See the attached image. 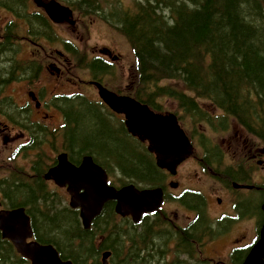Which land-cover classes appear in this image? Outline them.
I'll list each match as a JSON object with an SVG mask.
<instances>
[{
	"label": "trees",
	"instance_id": "16d2710c",
	"mask_svg": "<svg viewBox=\"0 0 264 264\" xmlns=\"http://www.w3.org/2000/svg\"><path fill=\"white\" fill-rule=\"evenodd\" d=\"M7 1L13 5L15 1L19 2ZM262 2L264 0H151L149 4L155 8L152 9L150 5L145 8L142 1L136 5V10L122 16L118 15V8L113 20L133 48L137 60L136 77L142 91L150 90L145 93V99L141 94L137 95L139 101L157 109L159 107L153 100L166 96L187 112L197 115L198 111L194 108L198 105L197 100H205L233 116L239 126L264 143ZM41 13L29 17L30 25L42 27L46 38L50 39V24ZM164 13L172 14V17H165ZM252 15L259 17L261 23L257 22V18L253 20ZM96 60L99 61L98 65L103 63ZM104 67V72L94 73L97 78L109 73V68ZM163 80H175L177 86H162L160 82ZM62 99L61 102L60 99L54 100L53 106H58L64 115L61 138L68 139L69 147L79 148L78 154H75L74 149L65 147L73 163L78 165L84 155H92L107 171L110 164H115L124 173L122 175L128 181L126 184L131 182L163 187L164 176L156 166L154 157L144 145L130 136L124 124L116 125L113 114L102 102L91 101L84 96H64ZM59 102L65 107L60 108ZM46 129L44 137L47 135ZM51 133L59 138L55 132ZM104 136L110 139L113 149L98 154L95 147L100 148L104 144L101 139ZM123 148L125 154L121 156L122 164L118 165L113 157ZM51 166L49 163L45 172ZM37 173L39 175L41 172ZM46 187L43 191L46 205L42 224L37 220L38 195L24 189H15L11 195L5 194L13 198L10 199L13 203L27 208L34 215L36 236L41 243L57 242L60 246H55L62 258L71 260L73 264H101L97 251L102 249L113 252L110 264L115 262V257H119L117 251L123 256L125 238L120 233L121 228L117 227L114 204L107 205L103 216L96 221L95 232H86L78 224V215L62 208L59 201L55 204L57 200ZM37 225L44 226L43 231ZM102 231V234L110 233L106 241L109 244L104 242L101 248L96 249L94 239ZM134 239L135 234L132 233L126 250L137 246ZM16 259L28 264L0 235V264H17Z\"/></svg>",
	"mask_w": 264,
	"mask_h": 264
},
{
	"label": "flooded vegetation",
	"instance_id": "af4514ba",
	"mask_svg": "<svg viewBox=\"0 0 264 264\" xmlns=\"http://www.w3.org/2000/svg\"><path fill=\"white\" fill-rule=\"evenodd\" d=\"M23 1L26 4L22 0H19V3L22 2L27 9L26 13H23L25 9L19 15L6 7L0 9L5 10L7 15L16 18L0 25V58L2 59L0 61V76L5 81L4 83H9L10 80L23 79V76L27 75L26 71L31 70L33 79H37V84L34 88L26 87L22 95L25 97L23 100L14 95L5 96L15 113L3 116L0 112L3 118L0 120V137L2 136L3 142L9 143L15 136L13 131L16 128L13 126H20L22 135H25L28 141L16 152L14 150L20 142L13 144L7 153L0 151V174L5 167H8L10 170L14 169L18 172L27 173L29 171L30 175L37 176V172V175L34 174L33 161L28 164L27 160L24 159L26 161L24 162L22 159L21 165L17 164V161L20 160L19 157L13 161L18 152L23 157L25 149L29 150L33 147L34 139H38L39 136L44 137L46 118L42 113L47 114L45 110L52 109L51 106L46 105L44 86L40 82L45 68V59H47L42 43L46 40L45 31L40 26H31L29 22L31 15H41L42 13L40 10L29 11L27 2H31V0ZM32 1L35 2V0ZM73 3L82 12L94 4L87 0L84 2L74 1ZM80 11L76 12L80 13ZM92 12L102 17H108L106 13H100L96 9ZM9 30L16 36L20 32H23V35H34V32L37 31L36 34L44 35V39L41 43H33L26 37V41H22L21 45L14 48L10 46ZM25 44L32 46L36 51L31 52L30 56L28 53L24 54ZM100 52L103 54L97 58L102 59L107 65L113 63L112 68L120 62L121 55L114 49L104 47ZM48 58L51 62L48 69L52 74L60 77L63 65L67 66L69 59L60 50L52 53ZM1 94L3 92L0 90ZM194 108L199 115L197 121H203L208 126H212V121L219 118L216 108L211 105H196ZM207 109H214V112L209 113ZM18 114L23 115L21 123L16 117ZM29 116L35 123L30 127ZM224 117L231 118L230 116ZM234 128L232 124L222 123L218 131L229 133ZM207 129L209 130V128ZM243 130L234 131V134L228 138L227 148L232 151L233 159H241L245 164H240L234 169L226 163H222L225 153L210 151L208 148L200 149L193 143L194 141H191L196 149L195 154L183 163L181 168L192 161L196 169L184 176H181V168L177 170L175 176L165 172L162 188L165 199H167L160 209L156 212L143 214L136 223H133L131 218H125L129 219L126 220L129 225L131 222L133 224L132 228L136 238L134 240L137 241L135 247L138 253L135 261L137 264H244L246 262L254 244L260 238L264 225V177L261 182L252 181L253 170H249L246 164L250 161H257L264 167V148L260 147V142L254 136L246 134ZM2 132H6V135ZM243 133L246 135L239 137ZM35 135L38 136L34 137ZM222 166H225L223 170L227 178L226 183L218 180L214 175L216 170L222 171ZM234 172H238V174L235 179H232L230 175ZM19 175L20 173L13 171L4 178L0 177V201L3 203L4 196L8 206L20 207L10 200L13 199L12 197H6L5 194L11 193L15 189H24L29 193H35L38 195L36 201V208L40 211H38V217L42 218L45 206L43 195L45 186L39 182L20 178ZM44 175L41 176L42 183L53 184V182H47ZM184 181H189L190 184H184ZM4 188L5 190L2 191ZM2 209L1 205L0 210ZM78 224H80L79 221ZM165 234L167 235L166 239L163 237Z\"/></svg>",
	"mask_w": 264,
	"mask_h": 264
},
{
	"label": "rangeland",
	"instance_id": "374dc122",
	"mask_svg": "<svg viewBox=\"0 0 264 264\" xmlns=\"http://www.w3.org/2000/svg\"><path fill=\"white\" fill-rule=\"evenodd\" d=\"M15 1V0H14ZM65 1V0H64ZM75 2L81 1L84 2V0H72ZM91 3H95L96 1L100 0H87ZM135 0H103L101 1L100 5V13H106L108 17L110 16L112 11H118V8H130L133 7V3ZM149 1L151 0H143L145 8L146 6L150 5V7L153 9L155 8L152 4H149ZM23 3L26 4L22 0ZM22 2H16L14 5H12V2L7 0H0V4H6L10 7H6V9L14 11L17 15L25 9ZM28 3V10L29 11H36L39 10L34 2L31 0V2ZM262 4V9L264 8V2ZM14 8V9H13ZM135 7H133L134 9ZM162 9V7H161ZM80 11L77 7L75 8V12ZM132 11V10H131ZM27 9L23 13H26ZM165 17L170 15L172 17V14L164 13ZM33 17V15H31ZM253 20H255L257 17L254 15L251 16ZM16 19L11 17L10 15H7L5 10H0V25H3L5 22ZM20 20V18H18ZM114 19V18H112ZM75 22L74 26L70 25H61V26H54V30L57 31L58 38L63 42L64 39L69 40L76 48L78 53L74 55H68L69 60L68 61V70L65 73L66 66L63 65L62 74L60 77H57L55 74H52V72L48 69L50 66V59L48 58L49 55H52V53L57 52L58 50L62 51L64 55H66V50L62 49L63 44L58 42L57 40L46 38L45 41H42L44 39V35H37L36 32L38 31L36 28H34L35 31L34 35H23V32H20L18 36L14 35L9 30V36H10V46H13L14 48L18 47V45L22 41H26V37L29 38L30 42L38 43L42 41L44 44L45 52L47 54V59H45V68L43 72V76L40 79V82L43 83L44 86V98L46 101V105H52L56 99H60L59 101H63L62 97H67L69 95H74L78 93H82L86 95L91 100H99V97H97L96 91L87 86H81L85 85L80 83V80H87L89 77V72L87 69V64L90 60H92L94 57L100 56V50L104 47H107L109 49H114L117 53L121 55L120 62L113 66V68L110 70L108 74H104L106 77V82L110 88H112L113 91H119L126 95H128V92H131L134 88V74H135V54L133 52V48L128 41V39L123 35L120 34L119 31H117L115 28V22L109 24L105 18H103L100 15L91 13L88 9H85L83 12L80 11L76 12L75 15H73V19ZM257 22L261 23V19L258 17ZM16 25V24H15ZM24 39V40H23ZM21 45V44H20ZM36 51V49H33L32 46L25 44L23 47V53H28V56H30L31 52ZM81 55V58L79 56ZM66 57V56H65ZM2 59L0 58V61ZM29 69V68H27ZM25 71V69H23ZM27 75L23 76V79H15L10 80L8 83H4L5 81L1 79L0 76V90L3 92V94L0 95V112L2 115H7L8 113H15L13 109L9 106L10 103L6 101L5 96L7 95H14L15 97H20L22 100L25 98L23 97V91L26 90V87L29 89L31 87H35L37 84V79H33L32 73L33 71L27 70ZM3 76V75H2ZM133 79V80H132ZM90 80V79H88ZM162 86L170 85L173 87L177 86V81L175 80H163L160 82ZM150 90H145V92H149ZM192 95V94H189ZM68 100V99H67ZM59 102V103H60ZM154 104L160 108L163 109L161 111L165 113H175L180 120V123L182 126L187 130L188 134L191 136L194 143L200 148L205 149L208 148L210 151H216L219 153H225L223 156L222 163H226V165L237 168L240 164H245L242 162L241 159H233L234 155L232 151L227 148V142L228 138L231 137V135L234 134V131H240V127L237 124V122L228 117H224L221 112L216 111V113L219 115L218 119H214L212 121V126H208L203 121H197L194 118H192L189 114L183 112L181 109L178 108V105L175 101H173L169 97H161L156 98L153 100ZM200 103L210 105L207 102L201 101ZM61 104V103H60ZM60 108H64L65 105L59 106ZM45 113H42V115H45V125L49 129H58L62 125V111L58 108V106L50 109L45 110ZM207 112L212 113L213 110L207 109ZM18 121L21 123L23 115L18 114L16 115ZM123 117H112L113 121L118 124V122L121 121ZM16 119V118H15ZM0 120H3V118L0 115ZM29 127L31 124H35L30 116H29ZM222 123L232 124L235 128L232 129L229 133H221L218 131L220 128V125ZM16 129L13 131V137L12 140L9 141V143H5L2 140V136L0 137V151L2 153H7V150L15 143L20 142L18 147L14 150L16 152L23 144H26L28 139L25 135H22L21 127L13 126ZM98 127H96L97 129ZM100 129L104 130L105 127L99 126ZM209 128V130L207 129ZM46 129V128H45ZM49 129H46L47 135L45 137L39 136L38 139H34L33 148L27 150L23 157L20 156V152H18L14 158L13 161H16L18 157L20 158L19 161H17L18 165H21L22 159L24 162L27 160L28 164H31L32 161H36L38 157H41L43 159V162L41 164H37L34 166V174L37 175V171H40L41 173L37 176L30 175V172H18L14 169H9L8 167H5L2 171V174H0L1 178L6 177V175L10 172L20 173L18 177L31 180L33 182H39L40 184L46 187L49 192L55 193L57 192L56 198L59 202H63L65 206L68 207L69 205V196L67 194V191L65 189L58 188L54 186V184L49 183L48 185L44 182L42 183L41 176L44 174L46 170V166L51 163L49 162L52 158H56L57 155H60L63 151H66L67 148L74 149L75 154H78L79 148L68 146V139L65 137V139L61 138V136L55 137ZM90 133V132H89ZM2 134L6 135V132H2ZM59 135V134H58ZM246 135L245 133L239 135V137H242ZM101 139L104 140V144L100 146V148L95 147V150L98 154H101L103 152H109L113 149V145L110 141V139L107 136L102 137ZM256 139V138H255ZM260 147L264 148V143L260 141ZM23 141V143H21ZM70 145V144H69ZM238 146V145H237ZM66 147V149H65ZM199 150V149H197ZM82 154V152H81ZM125 154L124 148L120 150L119 153L116 154V156L113 157V160L119 165L121 163V156ZM25 159V160H24ZM82 159V158H81ZM264 159V157H263ZM255 164V165H252ZM108 169V173L110 176V180L115 182V185L122 186L126 184L125 177H123L122 173L116 168L115 165L110 164ZM246 167L249 170H253L252 172V181L254 182H261L264 177V167L262 164H258L257 161L249 162L246 164ZM225 166L221 167V172H218V170H214L215 176L218 180H221L223 182H227L226 175H224V169ZM16 169V166H15ZM196 168L193 165V162L187 163L184 167L180 169L181 176L189 175L190 171H194ZM238 172L232 173L230 176L232 179H235ZM209 175L213 176V174L209 173ZM16 176V175H14ZM186 177V176H185ZM184 184H190L189 181H184ZM55 188V189H52ZM5 188L2 190L4 191ZM51 193V194H52ZM9 195L10 192H9ZM38 220V219H37ZM42 224V222H41ZM40 230L43 231L44 226L37 225ZM43 227V228H42ZM57 237V235H56ZM164 239L167 238V235H163ZM105 239V236L102 237ZM59 241V239H57ZM51 241V240H50ZM53 245H59L57 242L51 241ZM80 243V241H78ZM107 242L106 244H108ZM46 244V243H44ZM60 246V245H59ZM99 249V247L97 248ZM98 254H102V251H97ZM119 254V257H115V262L111 264H137L136 261V255L137 249L135 247H130L127 250L126 256L124 257L126 262H123L122 256ZM69 254V253H67ZM248 259V258H247ZM17 261V259H16ZM247 262V260H246ZM245 262V263H246ZM244 263V264H245ZM17 264H24L23 262L17 261ZM30 264V263H28Z\"/></svg>",
	"mask_w": 264,
	"mask_h": 264
},
{
	"label": "water",
	"instance_id": "95a60500",
	"mask_svg": "<svg viewBox=\"0 0 264 264\" xmlns=\"http://www.w3.org/2000/svg\"><path fill=\"white\" fill-rule=\"evenodd\" d=\"M36 3L42 4L56 22L67 19L68 14H71L54 1L43 4L42 0H36ZM100 96L114 110L125 113L126 124L131 132L138 134L143 142L149 140V149L155 151L156 164L161 169H167L174 174L177 167L192 156L193 145L180 128L175 115L156 114L148 106L138 104L130 98L118 97L102 87H100ZM57 159L58 166L51 169L46 178L54 179L61 186L68 185L67 190L71 194L83 188L91 194L93 200L84 216L92 213V220L101 212L104 203L110 199H118V211H122L125 215L131 214L135 221L139 220L144 210H154L161 203L160 190L139 194L131 185L118 193L114 192L107 186L106 173L96 166L90 157H85L79 167L69 161L67 153H61ZM2 213L3 210H0V214ZM24 229L26 232L19 235L6 222L1 232L5 239L10 238L17 250L30 260L31 264H71V262H62L51 245L27 243V238L31 236L30 222L25 223ZM108 256V252L103 253L104 261ZM245 264H264V225L260 238Z\"/></svg>",
	"mask_w": 264,
	"mask_h": 264
},
{
	"label": "bare ground",
	"instance_id": "6f19581e",
	"mask_svg": "<svg viewBox=\"0 0 264 264\" xmlns=\"http://www.w3.org/2000/svg\"><path fill=\"white\" fill-rule=\"evenodd\" d=\"M52 1H54V2H56V3H58L59 5H60V7L61 8H63V9H66V10H68V11H70L71 12V14L69 15L68 14V18L67 19H65V20H63V21H61V22H56V21H54L51 17H50V15L48 14V12L46 11V8L41 4V5H38V4H36L35 6L41 11V12H43L44 13V15H45V17L47 18V20H48V22H49V24H50V27H51V30H52V34H51V38L50 39H53V40H57L58 42H60V43H62L63 44V50L65 49L66 50V58H68V55H74L75 56V54H77L78 53V51H77V48L69 41V40H66V39H64V41L62 42L59 38H58V36L56 35L57 34V31H55L54 29V26H61V25H70V26H74L75 25V22L72 20L73 19V15H75L76 14V12H75V8H76V6H75V4L73 3L74 1H72V0H48V1H42L43 2V4H49L50 2H52ZM101 1H103V0H100V1H96L93 5H92V7H87V9L91 12V13H93L92 12V10H94V9H96V10H98V11H100V5H101ZM109 1V0H108ZM143 0H135L134 1V3H133V7H135L134 9H133V7L132 8H130L132 11H134V10H136V5L139 3V2H142ZM81 5H83V4H81ZM84 6V5H83ZM80 8V7H79ZM125 10H127V11H125ZM131 10H129L128 8H125V7H122V8H120L119 9V13H118V11H112L111 12V14H110V16L109 17H103V18H105V20L107 21H109V22H111V23H113L114 22V20L112 19L113 18V16H114V14H116L117 15V13H118V15L119 14H121V16L123 15V14H125V13H127V12H130ZM63 12H66V11H63ZM107 21V22H108ZM108 22V23H109ZM111 23H109V24H111ZM112 25V24H111ZM113 26V25H112ZM115 27H116V25H115ZM114 26H113V28H115ZM117 31H119V33L120 34H123L122 32H120V30L116 27L115 28ZM79 58H81V55L79 56ZM135 59H136V57H135ZM99 61H97L95 58H93L92 60H90L89 62H88V64H87V69H88V72H89V75H88V79H90V80H81V81H83L82 82V84H85V85H81V86H89V87H91V88H93L95 91H96V95H97V97H99V100H97L96 102H102L103 104H104V106L105 107H107V110H109V112H111L112 114H113V116L112 117H116V116H121V117H123L122 119H121V121L120 122H118V124H116V125H119V124H124L125 125V127H126V129H127V131H128V133L130 134V136L132 137V138H135V139H137L138 140V142H140L141 144H142V140L140 139V137H139V135L138 134H134L133 132H131L129 129H128V126H127V124H126V115H125V113H123V112H117L116 110H114L101 96H100V87H102V88H104V89H106V90H108L109 92H111L112 94H115L116 96H118V97H125V98H130V99H132V100H134L136 103H138V104H141V105H146V106H148V107H150L149 105H147V104H145V103H142L141 101H139V99L137 98V95H142L143 96V98L145 99V93L146 92H143L142 91V89H141V86H140V84L138 83V81H137V77H136V68H135V66H134V68H135V74H134V88L132 89V91L131 92H128V95H126V94H124V93H122V92H119V91H113L112 90V88H110L109 86H108V84H107V82H106V77L104 76V75H101L100 77H96L95 75H94V73L95 72H99V73H102V72H104V69H105V65H104V62L103 63H100L101 65H98L99 63H98ZM135 62H137V60H135ZM97 66H100V67H97ZM70 70V69H69ZM68 70V66H66V70H65V73L67 72V71H69ZM110 88V89H109ZM74 96H84V97H86L87 99H89V100H91L90 98H88L86 95H84V94H82V93H78V94H74L73 96H71V97H74ZM161 97H163V96H160V97H158V98H161ZM91 101H95V100H91ZM47 106H51L52 108H54V106H53V103H52V105H47ZM50 110V109H49ZM62 115V125H61V127L60 128H58V129H49L48 127H46V125H45V128H47V129H49L50 131H53V132H55L58 136H61V128H62V126H63V124H64V115H63V113L61 114ZM116 123V122H115ZM34 137H36V135L34 136ZM147 141V145L146 146H144V148H146V150H147V152L149 153V154H151L153 157H154V159L156 158V153H155V151H151L150 149H149V147H150V142H149V140H146ZM33 147H31V149H32ZM28 150V148H26L25 149V151H27ZM67 155H68V159H69V161L73 164V165H75V166H77V167H79L81 164H82V161H83V159L85 158V157H90L91 159H92V161H93V163L96 165V166H98V167H100L105 173L107 172V170L106 169H104L97 161H96V159L92 156V155H84L83 157H82V159H81V161H80V163L77 165V164H75V163H73L71 160H70V155H69V153H67ZM58 156L56 157V158H52L50 161H52L50 164H52V166L44 173L45 175H44V177H45V180L47 181V182H53V184H54V186H56V187H58V188H63V189H65L66 191H67V194H68V196H69V205H68V207L67 206H65L64 204H63V202H60V203H62L61 205H62V208H67L68 210H70V211H73L75 214H77L78 215V220H79V222H80V224H79V226H80V228L82 229V230H84V231H86V232H92V231H94L95 232V230H96V226H95V223H96V221L97 220H99L102 216H103V214H104V211H105V208L107 207V205H109V204H114V212H115V214H116V216L118 217L117 218V220H116V222H117V227H119V228H121L120 229V233L124 236V238H125V245H124V254H123V256H122V258L126 255V253H127V250H126V247H128L129 246V244H130V235L132 234V233H134V230H133V228H132V226H133V224H132V222L133 223H136V222H138V220L137 221H135L134 220V217L131 215V214H124L122 211H118V208H119V206H118V199H110V200H108V201H106L105 203H104V205H103V207H102V210H101V212L92 220V213H90L89 215H87V216H84L85 215V213L87 212V210L89 209V206H90V204L92 203V200H93V196L91 195V194H89V193H87L86 192V190L83 188L82 190H80V191H75L74 193H72L71 194V192H68V190H67V188H68V185H66V186H61V185H59V184H57L56 183V181L54 180V179H47L46 178V175L49 173V171L51 170V169H53V168H55V167H57L58 166ZM49 161V162H50ZM43 162V159L41 158V157H38L37 158V160L36 161H33V163H34V165H37V164H41ZM114 163V162H113ZM113 165H115V164H113ZM156 166L158 167V169H160V173L161 174H163V176L165 177V175H166V173L165 172H167L168 170L167 169H161L157 164H156ZM17 176V175H16ZM163 177V178H164ZM128 181H126V183H127ZM129 182H130V180H129ZM47 184V183H46ZM134 186V188H135V190L139 193V194H143L144 192H148V191H155V190H160V195H159V199H160V201H161V203H160V205L156 208V209H154V210H151V211H149V210H144L142 213H141V216L139 217V220H140V218L142 217V215L143 214H145V213H152V212H156L157 210H159L160 209V207H161V205L163 204V202L167 199H165V195H164V190H163V188L162 187H160V186H145V185H143V184H135V183H128V184H125V185H122V186H118V185H115V182H113V181H109L108 183H107V186L110 188V189H112L114 192H116V193H118V192H120L123 188H125V187H128V186ZM53 189V188H52ZM56 190V189H55ZM57 191V190H56ZM52 193V192H51ZM9 194V193H8ZM53 195H52V197H54L56 200H57V202H55V204H57L58 203V199L56 198V194H57V192H55V193H52ZM3 206V213L2 214H0V235H1V238L3 239V240H5V241H7V242H9L12 246H13V248H14V250L16 251V253L20 256V257H22L23 259H27L26 257H24L18 250H17V248H16V246L14 245V243L12 242V241H10L9 239L10 238H4L3 236H2V230H3V226H4V224L7 222L11 227H12V229L17 233V234H23V233H25L26 231H25V229H24V225H25V223H27V222H30V228H31V236L30 237H28L27 238V243H33V242H35V243H38V244H41V245H51V246H53V248L56 250V252L58 253V256H59V258H60V260L62 261V262H64V263H67V262H71V264H73V262L71 261V260H64L63 258H62V256H61V253H60V251L58 250V248L55 246V245H52V244H43V243H41L40 242V240H39V238H37V236H36V229H35V219H33L34 218V215H32L31 213H29L28 212V210H27V208H25V207H10V206H8V204L7 203H5V197L3 196V203H2V201H0V206ZM46 205V204H45ZM44 208H45V206H44ZM37 213H38V211H37ZM33 216V218H32V216ZM125 218H131V220H132V222H131V225H129V223L126 221V220H129V219H125ZM37 219H38V223H41L42 222V218H40L39 219V217H38V215H37ZM130 220V221H131ZM98 232V231H97ZM103 233V231L101 232V233H99L96 237H95V239H94V246H95V248L97 249L98 247L99 248H101L102 247V244L104 243V242H106L107 241V238L109 237V234L110 233H105V234H102ZM135 234V233H134ZM103 236H105V239H103L102 237ZM107 243V242H106ZM109 244V243H108ZM107 245V244H106ZM105 252H108L109 253V256L106 258V260L104 261V259H103V253L102 254H100V256H99V260H100V262H101V264H110V260H111V257H112V254H113V252L111 251V250H106L105 249ZM104 252V253H105ZM125 262V261H124Z\"/></svg>",
	"mask_w": 264,
	"mask_h": 264
}]
</instances>
